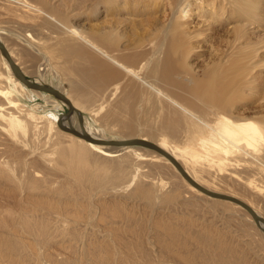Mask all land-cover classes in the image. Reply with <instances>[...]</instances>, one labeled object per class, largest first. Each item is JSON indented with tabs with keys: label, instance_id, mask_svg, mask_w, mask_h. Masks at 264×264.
Listing matches in <instances>:
<instances>
[{
	"label": "bare ground",
	"instance_id": "1",
	"mask_svg": "<svg viewBox=\"0 0 264 264\" xmlns=\"http://www.w3.org/2000/svg\"><path fill=\"white\" fill-rule=\"evenodd\" d=\"M54 1L0 0V43L25 76L27 69L22 68L14 51L1 36L9 34L14 37L2 27H9L10 30L13 27L21 28L19 43H23L22 49L32 53L37 62L42 60L37 70L47 72L60 68V74L71 89L63 93L51 88L61 92L69 104L50 95L64 102L67 108L71 107V112L69 115H59V119L54 114L36 116L29 111L25 112L24 118L21 117L23 110L20 108L19 114L5 111L7 107L17 106L12 98L15 95L49 93L25 87L0 51V82L4 83V87H0V98L4 99V103H0V132L13 143H18L22 134H33L36 127L45 128L48 133L55 131L62 134L66 143H60L59 140L54 142L58 154L54 167L79 182L88 179L120 180L126 170L123 160L127 156L147 163H163L173 171L188 192L211 198L210 208L229 206L223 202L232 204L243 212L246 226L255 235H264L262 221L252 218L239 204L202 193L157 151L138 144H101L66 132L60 127L75 130L63 120L70 117L73 111L82 119L81 113L86 111L96 117L104 131H114L127 137L122 140L133 139V136L154 143L179 162L195 183L211 192L241 200L264 219V211L254 200L233 189L228 192L229 187L215 180L217 175L225 176L239 182V185L242 183L251 194L264 200V109L238 113L236 108L245 105L239 101L250 93H261L256 89L259 85H252L248 76L260 63L255 58L262 46L251 49L253 42L243 39L245 28L237 20L239 16L247 18L252 13L256 14L260 0H56L59 4L52 5ZM130 2L135 4L134 8L126 7ZM60 7L67 9L68 16L72 17H79L80 10L101 12L113 17L105 19L97 29L91 27L86 30L65 23V19L59 17L63 15ZM127 13H132L135 18L117 16ZM140 15L144 17L139 19ZM230 18L236 24L224 30L226 35L229 32L234 35L233 41L227 42V52L223 56L222 52L210 53L206 70L203 73L196 72L190 65V59L194 55L199 56L200 44L208 41L202 40L200 35L207 32L205 37L217 40L219 30L224 28V23H228ZM211 21L216 23V29L209 23ZM232 48L236 49V56L232 55ZM55 54L65 55L68 60L57 65L53 62ZM52 104L55 108L61 107L56 100H52ZM77 132L95 141H117L106 139L98 130L96 132L99 135L89 130ZM132 145L144 146L154 152L147 153ZM89 152L109 162L96 169L99 174L89 176L86 173L89 167L81 160ZM107 168H112L114 173L108 175ZM12 175L0 162V257L6 247L11 248V238L37 249V264H77L79 258L75 245L81 242L82 248L89 247L86 261L90 260V264L115 262L118 260L116 255L125 261L135 255L138 243H131L128 235L137 241L140 235L138 237L134 231L130 218H127L126 231L91 228L94 238L85 236L83 244L84 236L77 238L76 220L70 216V201L77 200L79 189L70 191L68 199L63 200L61 196L66 194L65 189H55L52 180L44 178L42 182L43 178L38 172H33V178L30 177L29 181L27 178L25 185L28 187H24L21 179L18 181L20 176ZM134 176L128 183L133 182V179L135 182ZM34 178H39L41 182ZM158 180L161 187L169 186V182L161 177ZM43 184L45 189L42 192L46 197H57L56 203L37 196V193H29ZM133 195L146 201L159 199L150 184H141L139 180ZM179 195L178 190L172 188L165 199L180 205ZM182 201L189 203L186 199ZM109 214L95 211L92 219L105 223L110 220ZM47 215L52 217L49 219L51 222H48L52 223L49 226L52 232L47 222V226L42 224ZM6 217H9V224L5 222ZM221 217L224 218L222 225L214 223L217 228H198L190 223L180 224L176 228H158L157 231L165 237L161 258L170 264H250L241 245L243 241L225 228L231 219L226 215ZM38 218L43 220H39L40 229L37 227ZM43 225L49 230L45 234L42 232L47 237L41 233ZM105 237L114 241L116 253H111L107 243L103 246L104 243L97 240ZM102 247L106 252L102 251ZM90 253L93 256L91 259Z\"/></svg>",
	"mask_w": 264,
	"mask_h": 264
},
{
	"label": "rangeland",
	"instance_id": "2",
	"mask_svg": "<svg viewBox=\"0 0 264 264\" xmlns=\"http://www.w3.org/2000/svg\"><path fill=\"white\" fill-rule=\"evenodd\" d=\"M260 2L261 4L258 7V10H256V14L252 13L247 18L239 16V19H237L238 21L242 22L245 28V35L243 39H249L250 42H253L251 49L258 47L260 48V46H262V48L258 50V54L255 58V61L260 60V63L252 69L248 76L252 85H259V88L256 89L261 91V93H250L248 96L240 100L239 102L245 103V105L236 107L238 108V113L257 112L258 110L264 109V0H260ZM51 4L58 5L59 2L55 0L54 2H51ZM120 4L124 3L121 2ZM126 7L134 8L135 4L130 2L126 5ZM60 10L64 16L60 15L59 17L61 19H65V23L72 26L75 25L78 26V28L80 27L86 30L90 29L91 27L97 29L101 27L102 22L105 19L113 17H107L103 13L101 14V12L90 13L86 10H80L78 12L80 15L79 17H72L68 16L67 9L60 7ZM232 10L234 11L235 9ZM226 15L227 12L224 16ZM117 16H129L135 18L132 13L119 14ZM142 17H144V15H140L139 19H142ZM228 21V23H224V28L219 30V37L217 39L218 41L214 38L210 39L207 36L205 37L204 35L207 32H203V36L200 35L202 40L205 39L208 41L200 44L201 47L198 53L199 56L194 55L190 59V65L196 72L203 73L206 70L210 53L222 52L221 56H223L227 52V42L233 41L234 35L231 32L226 35L224 30L226 28L230 29V27L236 24L235 21L232 22L231 18ZM1 23L2 19H0V24ZM209 23L215 29L217 28L216 23L212 21ZM2 25L6 26L5 24ZM2 28L11 32L14 36H9L8 33V35L1 34L4 42L14 51V54L19 59L18 61L20 62L22 68H25V70L27 69L28 72L25 74L26 77H28L33 82L48 85L60 90L63 93L69 92L71 88L67 80L64 79V76L60 74V68L49 70L47 72L37 70V68L40 66L39 63H41L42 60L37 62V59L32 53L29 54L27 51L22 49L24 45H21L23 43H19V37L22 36L19 34V31H22L21 28L20 30L16 27H13L12 30H10L9 27ZM203 28L206 29L205 26ZM245 42L246 41H244V43ZM218 44L219 46H217ZM239 45L241 46V43ZM229 50L230 49H228V51ZM231 52L234 53L232 54L233 56H236L235 48H232ZM66 60H68V58L65 55L58 56L55 54V59L53 62L57 65H60ZM0 70L2 71L1 64ZM3 84L0 82L1 88L4 87ZM12 98L16 101L17 106L11 108L7 107L5 108V111H13L19 114L18 112H20V109H22L23 111L21 113V117H26V111L33 112L36 116L39 114L45 116L54 114L58 116V118L59 115L68 112L67 105L50 94L22 93L21 95H15ZM52 100L58 101L61 107H53ZM0 103H4V99L0 98ZM81 116L82 119L75 113V111H73L70 117H66L63 121L66 125L72 126V128L77 131L89 130L91 133L94 132L92 133L94 135H99V132H101L104 134L106 139L122 140L127 138L122 136L121 133L117 134L114 131H104V127L99 124L100 122L96 120V117H93L86 111L81 113ZM26 120L28 119L26 118ZM96 130L99 132H96ZM61 135L62 134H58L55 131L48 133L45 128L39 129L36 127L33 131V134L31 132H29V134H22V136H20L21 138H18L19 142L17 141L18 143H13L9 141L7 137L2 134V132H0V162L5 164V166L10 170L11 175L13 174L15 177L20 176L18 181L20 182L21 179L24 187H28L25 185V183H27V178L29 181L30 177L33 178V172H38V174H40L43 178L42 182L45 181L44 178L47 179V181L52 180V182L55 183V189L60 187L65 189L66 194L61 196L63 200L68 199V193L70 191L74 192L79 189L80 193L77 195V200L70 201L72 204L70 216L76 220L75 229L77 232V238L81 237L82 235L84 236L82 240L83 244L85 236L92 239L94 238L93 234L90 232L91 228L100 230L118 229L120 231H126L125 229L128 228L127 218H130L132 220L134 231L138 237L140 235L138 241L136 238L128 235L131 243H138V247L135 249V255H133L130 260L125 261H121L120 257L116 255L118 260L116 259L115 262L106 261L104 264H170L168 260L161 258V246L164 244L165 237L161 234V232L157 231L158 228L168 226H173L176 228L183 223H190L191 225L193 224L198 228H211L215 227L214 223L219 226L223 224L224 218L221 217L222 215H226L228 216V219H231L229 225L225 226L229 233L243 241L241 245L244 248L246 260L250 264H253L254 262L255 264H264V235H255L254 231L250 227L246 226V221L242 216L243 212L239 208H236L227 202H223V204L225 203L229 206L219 205L212 209L209 207V201L211 198L197 196L188 192L185 186L182 185L179 180H177L178 178H176L173 171L167 165L163 163L162 165L159 163H147L139 160L137 161L136 159L134 160L129 156L125 157L123 160V163L126 164V170L121 175L120 180L88 179L81 182L78 180H73L64 171L58 170L54 167L58 159L54 142L59 140L60 143H66V138L64 139ZM131 138L140 137L132 136ZM133 147H138L142 151H147V153L154 152L144 146ZM113 148L117 149L120 147ZM31 152H34V154ZM81 161L89 167L86 172L89 176L93 173L99 174V171L96 169L102 168L104 165L109 163L106 159L94 156L92 152H89L87 156ZM115 161L117 162V160ZM113 173L114 171L112 168H107L108 175ZM132 175L136 176L135 182L133 179V182L130 181L131 183H128L129 180H132ZM158 177L168 181L169 186L167 187L166 185L161 187L158 182ZM34 179L39 181V178ZM138 180L141 184H150L151 188H153L159 199L157 201H154L153 199L151 201H146V199L136 198L133 193L135 186H137ZM215 180H217L220 184L223 183V186L229 187L227 190L228 192H231L233 189L238 193L247 195L258 205H260L264 211V200L256 197L254 194H251L249 190L243 187L242 183L239 185V182H234L233 180H229L228 178H225V176L222 177L221 175H217ZM172 188L177 189L180 194L178 197V200L182 202L180 205L165 199V195L169 193ZM43 189H45L44 184L42 186H37L36 191L31 189V192L29 193H37V196H42L43 198L52 200L56 203L57 197H46V195L42 192ZM182 199H186L189 203L183 202ZM95 211H97V213L99 211L109 212L110 220L105 223L95 222V219H92L93 213ZM16 212H14V214ZM47 216L48 217L43 218L44 222H42V224L44 223L46 225L48 222H51L49 219H52V217L49 215ZM40 219L41 218L37 219V227L39 226V229L41 227V223H39L41 222L39 221ZM5 222L9 224V217H6ZM84 223L87 224L84 225ZM43 226L41 233L43 232L45 234V232L50 230L52 223H48V226L46 225L47 227L50 226L48 231L45 226ZM85 226L87 228L84 230ZM50 231L52 232V229ZM43 233V236L47 235H44ZM97 240L104 243L103 246H105V243H107L111 253H116V246L112 239L105 237ZM9 243L11 248L6 247L2 251L0 264H37V249L35 250L31 246L23 244L24 242L21 243V241L12 238L10 239ZM75 246H77L75 247V250L78 253L77 256L79 258V262L77 264H90V260L86 261L88 259V256L86 255L88 253L89 247L84 246L82 248V242ZM102 251L106 252L104 247H102ZM38 255L40 254L38 253ZM89 255L91 256L90 259L93 258L91 253ZM25 259H28V261ZM207 264L210 263L207 262Z\"/></svg>",
	"mask_w": 264,
	"mask_h": 264
},
{
	"label": "water",
	"instance_id": "3",
	"mask_svg": "<svg viewBox=\"0 0 264 264\" xmlns=\"http://www.w3.org/2000/svg\"><path fill=\"white\" fill-rule=\"evenodd\" d=\"M0 51L2 54H4V56L6 57L7 61L9 62V64L11 65L13 72L15 73V75L17 76V78L27 87L34 89V90H39V91H44L47 92L49 94H52L54 96H57L58 98H60L61 100L68 102V100L65 98V96L59 92L56 89H53L51 87L42 85V84H36L33 83L31 81L28 80L27 77L24 76V74L21 72V70L19 69V67L17 65H15V63L13 62V60L11 59L10 55L8 54L7 50L5 49V47L0 43ZM71 112V107L68 108V112L65 113L66 115H69V113ZM60 119V117H59ZM60 125V122H59ZM62 130L66 131V132H70L76 136H79L83 139L86 140H90V141H94V142H98L101 144H106V145H111V146H120V145H128V144H138V145H144L147 146L155 151H157L158 153L162 154L163 156H165L177 169V171L180 173V175L192 186H194L195 188H197L199 191H201L202 193L210 196V197H214V198H219V199H224V200H229L232 201L236 204H239L240 206H242L245 210H247L249 212V214L252 216V218H254L255 220H260L264 223V219H262L258 214H256L247 204H245L244 202H242L241 200L234 198L232 196L229 195H224V194H218L215 192H211L207 189H205L204 187L200 186L199 184L195 183L184 171V169L182 168V166L179 164V162H177L169 153H167L166 151H164L162 148L158 147L157 145H155L152 142L146 141V140H142L139 138H133V139H129V140H117V141H95L92 140L91 138L87 137L84 134H81L75 130L72 129H68L65 127L60 126Z\"/></svg>",
	"mask_w": 264,
	"mask_h": 264
}]
</instances>
